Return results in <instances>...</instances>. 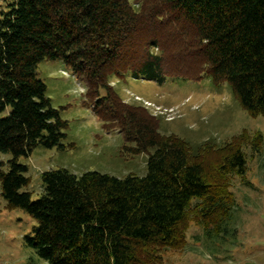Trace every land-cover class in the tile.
Listing matches in <instances>:
<instances>
[{"label":"trees","instance_id":"1","mask_svg":"<svg viewBox=\"0 0 264 264\" xmlns=\"http://www.w3.org/2000/svg\"><path fill=\"white\" fill-rule=\"evenodd\" d=\"M59 60L85 83V98L122 152L147 153L146 174L116 178L65 169L41 174V196L22 192L35 149L64 152L67 122L51 106L37 65ZM158 85L167 79L227 83L251 118L264 117V0H13L0 12V197L35 221L25 238L45 264H163L193 225L226 233L234 207L231 177L263 136L243 130L222 147L193 154L158 133L147 110L121 101L108 79ZM152 151V153H149ZM6 167V170H3Z\"/></svg>","mask_w":264,"mask_h":264},{"label":"rangeland","instance_id":"2","mask_svg":"<svg viewBox=\"0 0 264 264\" xmlns=\"http://www.w3.org/2000/svg\"><path fill=\"white\" fill-rule=\"evenodd\" d=\"M12 1L0 0V12ZM140 1L130 3L138 10ZM35 78L44 84L51 106L67 122L63 144L68 148L64 152L38 148L28 158L19 159L30 181L22 192H28L31 201L41 196V174L51 170L65 169L74 175L89 171L116 178L146 174L147 153L122 152V135L103 128L85 98V83L61 61L41 62ZM108 81L123 103L141 107L157 119L159 135L178 137L193 154L205 144L222 147L243 130L262 134L261 153L251 156L244 149L246 173L242 178L231 177L234 207L226 233L209 237L192 225L185 247L165 251L163 264H264V117H249L227 83L214 84L206 76L199 82L168 78L162 85L134 80L128 74L112 75ZM9 159L0 153V162ZM33 227L32 218L20 210H6L0 197V264H45L25 242Z\"/></svg>","mask_w":264,"mask_h":264}]
</instances>
